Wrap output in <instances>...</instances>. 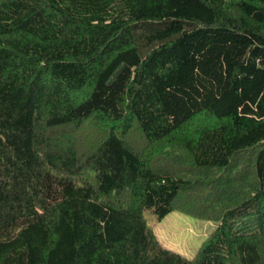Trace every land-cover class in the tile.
I'll return each instance as SVG.
<instances>
[{"label": "trees", "instance_id": "obj_1", "mask_svg": "<svg viewBox=\"0 0 264 264\" xmlns=\"http://www.w3.org/2000/svg\"><path fill=\"white\" fill-rule=\"evenodd\" d=\"M0 264H264V0H0Z\"/></svg>", "mask_w": 264, "mask_h": 264}, {"label": "rangeland", "instance_id": "obj_2", "mask_svg": "<svg viewBox=\"0 0 264 264\" xmlns=\"http://www.w3.org/2000/svg\"><path fill=\"white\" fill-rule=\"evenodd\" d=\"M143 216L155 237L166 248L192 258L202 242L217 226L216 222L200 219L181 210H173L159 219L152 209Z\"/></svg>", "mask_w": 264, "mask_h": 264}]
</instances>
